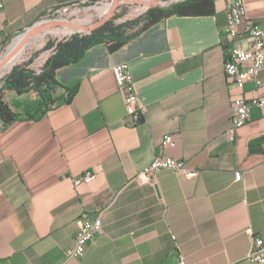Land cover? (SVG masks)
<instances>
[{
	"label": "crops",
	"instance_id": "crops-1",
	"mask_svg": "<svg viewBox=\"0 0 264 264\" xmlns=\"http://www.w3.org/2000/svg\"><path fill=\"white\" fill-rule=\"evenodd\" d=\"M90 2L0 0V46L51 12ZM242 2L243 23L264 32V0ZM226 3L213 0L212 15L164 18L115 52L94 46L56 71L57 83L76 91L40 118L26 117L39 102L34 92L5 93L20 118L0 128V264H177L178 256L249 264L251 234L264 242V151L250 152L264 138V106L250 108L231 141L239 92L223 71L232 43ZM122 62L145 107L136 126L127 124L111 72ZM259 78L257 88L244 85L246 100L264 95V68ZM166 135L174 147H161ZM158 154L198 174L133 181ZM84 172L92 181L74 186ZM85 214L98 215L101 229L81 258H68Z\"/></svg>",
	"mask_w": 264,
	"mask_h": 264
},
{
	"label": "built area",
	"instance_id": "built-area-1",
	"mask_svg": "<svg viewBox=\"0 0 264 264\" xmlns=\"http://www.w3.org/2000/svg\"><path fill=\"white\" fill-rule=\"evenodd\" d=\"M225 17L226 33L231 38L232 43L229 45L223 71L231 80V85L239 92V95L232 101L231 126L227 132L230 140L234 141L236 132L249 121L250 108L252 106H264V95L252 101L246 100L242 95L244 85L247 82H252L255 88L261 84L259 75L264 68V32L258 24L243 23L244 6L242 0H227ZM242 23L243 26L240 29ZM240 40H245L247 45L244 47L238 45L237 42ZM111 72L123 97L127 124L136 126L145 114V107L138 101L129 65L125 62L117 63L112 66ZM165 146H175L172 136L163 137L161 147ZM259 146L261 151H264V144ZM166 171L183 174L186 178H192L198 174V171L188 169L183 161L158 154L134 176L133 181L139 184L155 185L157 176ZM241 177V173L236 172L234 180L239 181ZM92 179L91 172H84L73 178L72 182L74 186H78L82 183H90ZM100 229L101 222L98 215L94 217L83 215L80 227L74 236L73 247L67 250L65 255L68 258H81L88 243L93 240ZM245 261L249 264H264V242L261 238L251 234V249L246 255ZM177 264H186L182 256H178Z\"/></svg>",
	"mask_w": 264,
	"mask_h": 264
},
{
	"label": "trees",
	"instance_id": "trees-1",
	"mask_svg": "<svg viewBox=\"0 0 264 264\" xmlns=\"http://www.w3.org/2000/svg\"><path fill=\"white\" fill-rule=\"evenodd\" d=\"M101 0H91L89 4ZM214 13L213 0H182L169 8H150L137 20L114 25L110 20L90 34L74 33L71 36L55 41H49L45 48L52 53L44 62L39 72L23 65L14 66L2 79L0 84V128H4L20 118L4 100L7 91H14L18 95L34 92L39 99L32 111L26 112V117L32 120L42 117L47 111L61 104L68 103L75 87H65L57 83L56 71L60 68L80 62L87 51L94 46L104 44L109 52H115L147 30L160 20L172 15L176 16H206ZM141 23V24H140ZM140 26L133 31L135 26ZM58 90H62L58 93ZM260 139L250 145V152H261Z\"/></svg>",
	"mask_w": 264,
	"mask_h": 264
},
{
	"label": "rangeland",
	"instance_id": "rangeland-1",
	"mask_svg": "<svg viewBox=\"0 0 264 264\" xmlns=\"http://www.w3.org/2000/svg\"><path fill=\"white\" fill-rule=\"evenodd\" d=\"M114 1L115 0H101L93 4H78L61 9L56 12H51L47 16L43 17L39 22L31 26L29 29H31L32 27H39V25L43 26L49 22L57 20L63 21L68 25H76L81 26L82 28H89L95 23L106 18L112 8ZM180 1L182 0H155L152 5L147 6L145 4H142V2L119 3L118 0V4L108 21L111 20L114 25H119L125 22L137 20L138 18L142 17L150 8H169ZM106 4H110L111 8L107 13L102 14L98 11V9L104 7ZM140 24L135 26L133 31H135L140 26ZM73 28L74 29L69 26L49 28L35 33L31 37H28L26 42L22 43L24 36L26 35V31L29 30L27 29L26 31L19 33L17 36L11 38L8 42L0 46V58L4 56L2 58V61L6 60L7 55L11 54V47L14 46V44L24 45L20 59L14 66L26 64L28 68L38 71L52 53L51 49L45 48L46 44L49 41L57 42L71 36L74 33L84 34L83 32L76 30L75 27ZM11 69L6 71V73H4L0 77V84L2 79L11 71Z\"/></svg>",
	"mask_w": 264,
	"mask_h": 264
},
{
	"label": "bare ground",
	"instance_id": "bare-ground-1",
	"mask_svg": "<svg viewBox=\"0 0 264 264\" xmlns=\"http://www.w3.org/2000/svg\"><path fill=\"white\" fill-rule=\"evenodd\" d=\"M136 1H139V2H136ZM155 0H119V3H140L142 2V4H145L147 6H150L154 3ZM118 4V0H115L113 2V5H112V8ZM111 8V5L110 4H106L104 7L102 8H99L98 11L101 12L102 14L103 13H107ZM101 14V15H102ZM69 27H71L72 29H74L73 27L76 26V25H68ZM39 27H41L39 25ZM78 28H76V30H79V31H82L83 28L81 26H77ZM37 33V32H36ZM32 35L34 34H31L29 37H31ZM25 38V36H24ZM20 39V38H19ZM23 42H26L22 41ZM24 48V45H20V44H14V46L11 47V54H8L7 57H6V60L2 61V58H0V77L6 73V71L10 70L15 64L16 62L20 59V56L22 54V50ZM3 62V63H2Z\"/></svg>",
	"mask_w": 264,
	"mask_h": 264
},
{
	"label": "water",
	"instance_id": "water-1",
	"mask_svg": "<svg viewBox=\"0 0 264 264\" xmlns=\"http://www.w3.org/2000/svg\"><path fill=\"white\" fill-rule=\"evenodd\" d=\"M116 6L117 5H115L113 8H111V10L108 13V15L106 16V18H104L103 20L95 23L94 25H92L89 28H83V30L81 32H83L84 34H90L95 29H97V28L101 27L102 25H104L109 20V18L112 16L113 11H114ZM58 26H68V24L63 22V21L57 20V21L49 22V23H47V24H45V25H43L41 27H32L31 29L26 31V33H25L26 35H25L24 41H26L31 34H35L36 32H40V31H43V30H46V29H49V28H53V27H58ZM74 27L78 28L77 26H74Z\"/></svg>",
	"mask_w": 264,
	"mask_h": 264
}]
</instances>
